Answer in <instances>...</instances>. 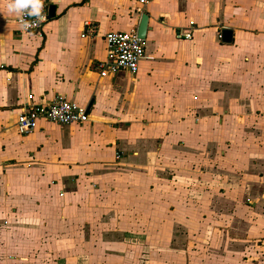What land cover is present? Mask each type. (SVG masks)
Returning <instances> with one entry per match:
<instances>
[{"label": "crops", "instance_id": "crops-1", "mask_svg": "<svg viewBox=\"0 0 264 264\" xmlns=\"http://www.w3.org/2000/svg\"><path fill=\"white\" fill-rule=\"evenodd\" d=\"M46 1L55 7L54 18L38 33L18 35L17 16L6 12L7 0H0V264H92L78 253L69 230L79 215H87L89 193L101 190L99 182L114 175L111 170L128 166L117 176L129 185L125 192H136L160 158L201 159L193 150L200 143L210 146L226 123L225 143L232 145L243 115L228 98L249 72L253 110L264 109V0ZM143 14L145 57L137 73L101 77L94 67L105 58V35L136 34ZM223 30L231 31V43H222ZM186 33L191 39L182 38ZM28 94L36 103L64 97L89 107L88 122H40L33 134L20 136L16 118ZM177 97L193 100L176 106L185 115L170 125L173 131L158 137L169 125L166 114ZM203 97L208 101L200 103ZM137 163L144 172L132 170ZM176 168L180 179L200 173L181 162ZM212 185L200 190L179 183L186 198L178 195L183 203L160 219L157 235L166 259L148 264H193L184 243L170 251L167 246L175 239V226L189 235L199 232L216 190ZM244 193L243 264H257L264 245V191L248 186ZM139 238L149 253L152 234ZM169 255L174 258L168 260Z\"/></svg>", "mask_w": 264, "mask_h": 264}, {"label": "rangeland", "instance_id": "rangeland-1", "mask_svg": "<svg viewBox=\"0 0 264 264\" xmlns=\"http://www.w3.org/2000/svg\"><path fill=\"white\" fill-rule=\"evenodd\" d=\"M249 76L250 72L243 78V84L238 81L237 85L232 86L233 96L228 98L232 105H236V113L243 115L232 145L227 146L225 143L228 137L226 123L215 133L216 138L210 146L200 143L198 149L193 150L201 156L194 163L183 160L178 154H169L172 159L168 161L161 158L155 161L149 169V176L145 177L148 180L145 181V186L143 182L139 183V191L128 193L123 190L128 189L129 185L117 173L123 174L121 171L128 168L126 165L111 170L114 175L102 177L105 180L99 182L101 190L89 193L90 210L87 215H79L69 230L75 238V248L77 247L79 254H86L84 257L87 261H92V264H148L149 260L166 259L160 255L157 235L162 226L160 219L171 216L172 210L179 209L178 204L183 203V200H177L178 195L180 199L186 198L185 194L181 195L182 192L185 193L182 191L185 188L180 187L179 183H188L190 188L196 185L200 187L197 189L204 190L213 182L212 189L216 190L209 209L204 211L203 218L206 220L199 232L189 235L175 226V239L167 248H182L184 243L185 247H189L190 258L191 255L195 257L193 264H243V203H247L244 189L250 186L264 191V109L262 113L253 110L254 86L251 79L247 78ZM242 88L243 93L240 94ZM201 99L200 103L208 101L207 97ZM190 100L193 98H175V102L171 103L170 114H166V124L169 125L162 128L158 137L173 131L174 128L170 125L186 113L178 112L176 106L187 104ZM261 103H264V95ZM243 108L248 109L243 111ZM170 117L174 120L169 121ZM198 134L201 137L204 132L199 130ZM126 149L129 150L128 147ZM221 151L226 153L222 158ZM177 162L185 167L191 166L201 174L183 173L184 178L180 179ZM139 164L132 165V170L144 172ZM199 179L200 183L197 182ZM145 232L152 234V238L147 240L151 244L149 253L145 252L143 240L139 238ZM128 234L134 237L133 241L125 240V235ZM262 247L259 252L261 255H258L260 262L257 264H264V245ZM55 257L58 258L59 255ZM173 258L174 256H167L168 260Z\"/></svg>", "mask_w": 264, "mask_h": 264}, {"label": "built area", "instance_id": "built-area-1", "mask_svg": "<svg viewBox=\"0 0 264 264\" xmlns=\"http://www.w3.org/2000/svg\"><path fill=\"white\" fill-rule=\"evenodd\" d=\"M149 0H139L140 4H146ZM48 3L42 0L41 15L43 20L37 21L35 17L24 15L23 20L34 22V26L27 31L20 28V17L16 18V32L18 35L33 34L41 31L48 19ZM191 39V33L182 37ZM105 58L95 64L94 69L101 77L114 76L119 72H127L135 75L139 63L145 57L144 40L138 38L135 33L111 32L105 35ZM45 122L58 126L82 125L88 122V115L84 107L66 100L64 97H56L49 103H36L34 97L28 94L26 102L21 105L16 118V131L20 136H28L37 131L39 123Z\"/></svg>", "mask_w": 264, "mask_h": 264}, {"label": "clouds", "instance_id": "clouds-1", "mask_svg": "<svg viewBox=\"0 0 264 264\" xmlns=\"http://www.w3.org/2000/svg\"><path fill=\"white\" fill-rule=\"evenodd\" d=\"M42 0H7L6 12L9 15L20 17V28L22 31H27L34 26V22L23 20L22 17L27 15L35 17L37 21L45 19L41 15Z\"/></svg>", "mask_w": 264, "mask_h": 264}, {"label": "water", "instance_id": "water-1", "mask_svg": "<svg viewBox=\"0 0 264 264\" xmlns=\"http://www.w3.org/2000/svg\"><path fill=\"white\" fill-rule=\"evenodd\" d=\"M55 16V7L53 5H50L48 7V16L47 19H53ZM146 30H147V16L145 14H143L141 16L140 19V23L136 32V36L142 40H144L145 38V34H146ZM232 40V33L229 30H223L221 32V41L222 43H231ZM89 112V107L86 109V113Z\"/></svg>", "mask_w": 264, "mask_h": 264}]
</instances>
